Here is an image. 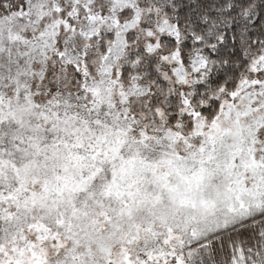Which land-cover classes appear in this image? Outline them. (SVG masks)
Instances as JSON below:
<instances>
[{
	"label": "snow or ice",
	"instance_id": "6c2138e0",
	"mask_svg": "<svg viewBox=\"0 0 264 264\" xmlns=\"http://www.w3.org/2000/svg\"><path fill=\"white\" fill-rule=\"evenodd\" d=\"M0 264H264V0H0Z\"/></svg>",
	"mask_w": 264,
	"mask_h": 264
}]
</instances>
